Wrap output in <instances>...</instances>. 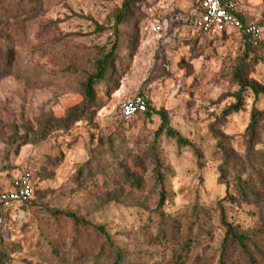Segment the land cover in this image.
Returning a JSON list of instances; mask_svg holds the SVG:
<instances>
[{
	"label": "rangeland",
	"instance_id": "obj_1",
	"mask_svg": "<svg viewBox=\"0 0 264 264\" xmlns=\"http://www.w3.org/2000/svg\"><path fill=\"white\" fill-rule=\"evenodd\" d=\"M200 1L0 0V192L34 187L0 209V264H218L226 225L252 257L228 240L227 264H264V97L238 84L264 87V0H237L252 44L199 36Z\"/></svg>",
	"mask_w": 264,
	"mask_h": 264
},
{
	"label": "built area",
	"instance_id": "obj_2",
	"mask_svg": "<svg viewBox=\"0 0 264 264\" xmlns=\"http://www.w3.org/2000/svg\"><path fill=\"white\" fill-rule=\"evenodd\" d=\"M237 9V0H201L199 12L194 18V27L197 34L207 37L234 31L254 38L258 30L254 25H243ZM153 32H162V26L152 27ZM147 88L141 90L133 99L124 103L118 110V120L129 122L146 111ZM34 195L32 176L28 171L16 175L7 190L0 192V209L6 211L14 205L29 201Z\"/></svg>",
	"mask_w": 264,
	"mask_h": 264
},
{
	"label": "trees",
	"instance_id": "obj_3",
	"mask_svg": "<svg viewBox=\"0 0 264 264\" xmlns=\"http://www.w3.org/2000/svg\"><path fill=\"white\" fill-rule=\"evenodd\" d=\"M198 12H199V5H198ZM240 21L242 22L243 25H246V23L243 21V19L241 18L240 14L238 15ZM249 44H252L253 42H255V39L252 38L249 35L246 34H241ZM105 74V67L103 65L102 62L99 63L98 67H97V72L95 74V76L93 78H89L86 82V86H85V93L87 95V97H90V89L92 87V85L94 84V81H100L103 79ZM238 84L240 86V92L244 90H250V92L253 94V96L256 98L258 96H263L264 97V87L254 83V82H247V81H241L238 78ZM236 100H237V105L233 106L230 108V110H232L233 112H237L239 110V102H240V95H236ZM149 112V105L147 104V108L146 111L139 115V116H143L146 115ZM137 116V117H139ZM262 116V114L258 111H253L252 115H251V121L249 124V127L247 128L248 130H250V134L251 136H253L254 134V128H255V123L256 121ZM136 117V118H137ZM161 126L159 127V131H164L165 135L168 138L171 139H176L177 143L179 145H187V143L185 141H183V139H181L180 137L177 136V134L168 127V122L166 117L161 116ZM133 120V119H132ZM130 122V121H129ZM159 167L158 165L155 166V175L157 176V179L159 180ZM34 188V187H33ZM34 197V195H33ZM33 197L29 200L31 201L33 199ZM27 201V202H29ZM25 202V203H27ZM97 230L101 233H103L102 228L98 227ZM230 240V242L232 244H235L239 250L240 253L247 255V257H249L250 259L252 258L251 255H248V248L246 245L247 242V237L245 235L242 234H237L234 230V228H232L231 226L226 225V234H225V240L223 242V246L220 252V256H219V261L218 264H227L226 261V251L224 249V244ZM114 264H120L119 261H115ZM250 264H254L253 262Z\"/></svg>",
	"mask_w": 264,
	"mask_h": 264
}]
</instances>
